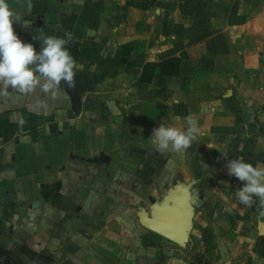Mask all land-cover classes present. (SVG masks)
<instances>
[{"label": "crops", "instance_id": "crops-1", "mask_svg": "<svg viewBox=\"0 0 264 264\" xmlns=\"http://www.w3.org/2000/svg\"><path fill=\"white\" fill-rule=\"evenodd\" d=\"M7 2L37 52L41 31L73 33L77 67L74 87L0 95V264H264L226 167L264 166L238 93L249 39L264 38L258 0ZM189 115L191 147L157 151L152 130ZM171 190L192 221L183 244L144 224Z\"/></svg>", "mask_w": 264, "mask_h": 264}, {"label": "clouds", "instance_id": "clouds-1", "mask_svg": "<svg viewBox=\"0 0 264 264\" xmlns=\"http://www.w3.org/2000/svg\"><path fill=\"white\" fill-rule=\"evenodd\" d=\"M32 8V0H27L28 12ZM16 21H22L21 17L7 0H0V95H7L8 89L21 95L37 88L55 93L62 82L74 87L77 62L68 48L74 40L73 33L65 31L63 37H58L41 31L33 36L41 42V49L37 52L32 43L19 38L13 27ZM183 124L181 127L163 121L152 130L149 138L157 151L183 154L191 147L200 134L198 120L189 115ZM226 167L229 175L244 182L243 187L236 190L235 199L247 207H252L258 199L264 206V166H254L240 156L228 160ZM260 215L264 216V212Z\"/></svg>", "mask_w": 264, "mask_h": 264}, {"label": "rangeland", "instance_id": "rangeland-1", "mask_svg": "<svg viewBox=\"0 0 264 264\" xmlns=\"http://www.w3.org/2000/svg\"><path fill=\"white\" fill-rule=\"evenodd\" d=\"M258 6L264 11V0H258ZM247 46L246 57L238 69L241 118L249 135L264 140V38H250ZM231 206L240 212L237 221L245 220L264 230V216L260 215L264 206L258 199L252 207L241 205L236 199Z\"/></svg>", "mask_w": 264, "mask_h": 264}, {"label": "water", "instance_id": "water-1", "mask_svg": "<svg viewBox=\"0 0 264 264\" xmlns=\"http://www.w3.org/2000/svg\"><path fill=\"white\" fill-rule=\"evenodd\" d=\"M178 193L177 190H171L161 204H153L150 217H144V224L162 236L183 244L189 237L192 221L179 199L185 194Z\"/></svg>", "mask_w": 264, "mask_h": 264}, {"label": "built area", "instance_id": "built-area-1", "mask_svg": "<svg viewBox=\"0 0 264 264\" xmlns=\"http://www.w3.org/2000/svg\"><path fill=\"white\" fill-rule=\"evenodd\" d=\"M1 140V139H0ZM1 178H2V173H1V171H0V181H1Z\"/></svg>", "mask_w": 264, "mask_h": 264}]
</instances>
